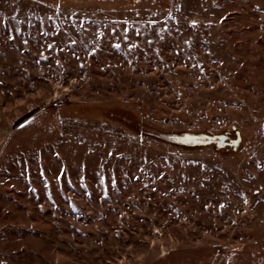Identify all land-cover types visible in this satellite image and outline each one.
I'll list each match as a JSON object with an SVG mask.
<instances>
[{
	"label": "rangeland",
	"instance_id": "1",
	"mask_svg": "<svg viewBox=\"0 0 264 264\" xmlns=\"http://www.w3.org/2000/svg\"><path fill=\"white\" fill-rule=\"evenodd\" d=\"M262 46L264 0H0V264H264Z\"/></svg>",
	"mask_w": 264,
	"mask_h": 264
},
{
	"label": "crops",
	"instance_id": "2",
	"mask_svg": "<svg viewBox=\"0 0 264 264\" xmlns=\"http://www.w3.org/2000/svg\"><path fill=\"white\" fill-rule=\"evenodd\" d=\"M254 45V44H253ZM260 47V46H259ZM262 50V55H260L259 60L262 61V63L264 64V46L261 47Z\"/></svg>",
	"mask_w": 264,
	"mask_h": 264
},
{
	"label": "snow or ice",
	"instance_id": "3",
	"mask_svg": "<svg viewBox=\"0 0 264 264\" xmlns=\"http://www.w3.org/2000/svg\"><path fill=\"white\" fill-rule=\"evenodd\" d=\"M257 7H259V6H257ZM196 23H197L196 21H192L193 26H195Z\"/></svg>",
	"mask_w": 264,
	"mask_h": 264
},
{
	"label": "flooded vegetation",
	"instance_id": "4",
	"mask_svg": "<svg viewBox=\"0 0 264 264\" xmlns=\"http://www.w3.org/2000/svg\"><path fill=\"white\" fill-rule=\"evenodd\" d=\"M220 140H223V138H221Z\"/></svg>",
	"mask_w": 264,
	"mask_h": 264
}]
</instances>
